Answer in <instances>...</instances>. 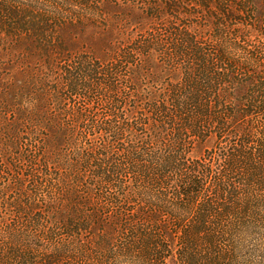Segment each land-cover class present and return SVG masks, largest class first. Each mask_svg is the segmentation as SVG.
<instances>
[{
	"label": "trees",
	"instance_id": "16d2710c",
	"mask_svg": "<svg viewBox=\"0 0 264 264\" xmlns=\"http://www.w3.org/2000/svg\"><path fill=\"white\" fill-rule=\"evenodd\" d=\"M257 229L264 0H0V264H241Z\"/></svg>",
	"mask_w": 264,
	"mask_h": 264
},
{
	"label": "clouds",
	"instance_id": "9594fccd",
	"mask_svg": "<svg viewBox=\"0 0 264 264\" xmlns=\"http://www.w3.org/2000/svg\"><path fill=\"white\" fill-rule=\"evenodd\" d=\"M241 264H264V229L242 233L235 242ZM246 254V255H245Z\"/></svg>",
	"mask_w": 264,
	"mask_h": 264
},
{
	"label": "rangeland",
	"instance_id": "374dc122",
	"mask_svg": "<svg viewBox=\"0 0 264 264\" xmlns=\"http://www.w3.org/2000/svg\"><path fill=\"white\" fill-rule=\"evenodd\" d=\"M113 10V9H112ZM114 14H118V13H114ZM119 16V15H118ZM117 16V17H118ZM120 17V16H119ZM113 19V21H114V18H112ZM112 19L111 18H106V19H104V20H102L101 21V23H102V25H107V24H110V23H112L113 21H112ZM112 31L113 32H115L116 30L114 29V27H112ZM84 42H87V43H89V41L88 40H86V41H84ZM252 43H254V42H252Z\"/></svg>",
	"mask_w": 264,
	"mask_h": 264
}]
</instances>
